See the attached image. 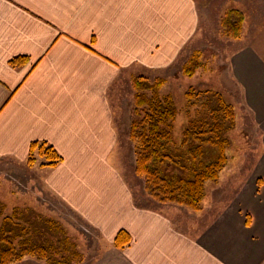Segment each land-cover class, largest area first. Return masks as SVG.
I'll use <instances>...</instances> for the list:
<instances>
[{
	"label": "crops",
	"instance_id": "1",
	"mask_svg": "<svg viewBox=\"0 0 264 264\" xmlns=\"http://www.w3.org/2000/svg\"><path fill=\"white\" fill-rule=\"evenodd\" d=\"M201 26L196 0H0V159L25 162L34 142L55 148L62 160L36 167L44 191L100 233L99 254L83 264H264V57L256 44L238 41L217 82L253 120L243 131L262 142L232 202L195 214L146 196L136 202L127 181L132 114L117 97L119 80L132 69L177 73L207 48ZM18 57L25 63L15 67ZM121 230L131 236L125 249L114 244Z\"/></svg>",
	"mask_w": 264,
	"mask_h": 264
},
{
	"label": "trees",
	"instance_id": "2",
	"mask_svg": "<svg viewBox=\"0 0 264 264\" xmlns=\"http://www.w3.org/2000/svg\"><path fill=\"white\" fill-rule=\"evenodd\" d=\"M244 14L229 8L220 21L225 37L240 40ZM13 66L25 63L14 58ZM200 51L182 68L185 78L193 79L205 69ZM164 78L149 82L134 79L135 111L130 139L135 146L136 174L145 182L149 197L161 204L184 206L193 212L203 210L208 182L218 183L227 163L230 144L227 133L236 129V110L220 91L190 86L184 93L186 120L180 135L176 123L180 110L173 94H164ZM208 151L216 156L209 162ZM62 160L47 142L31 144L27 162L43 167L55 166ZM131 243L128 232L121 230L114 244L125 249ZM32 258L44 264H81L83 256L72 238L58 221L34 214L31 208L15 207L11 211L0 203V264H15Z\"/></svg>",
	"mask_w": 264,
	"mask_h": 264
},
{
	"label": "rangeland",
	"instance_id": "3",
	"mask_svg": "<svg viewBox=\"0 0 264 264\" xmlns=\"http://www.w3.org/2000/svg\"><path fill=\"white\" fill-rule=\"evenodd\" d=\"M196 2L199 6L200 22L202 23L199 34L206 27L207 34L203 40L208 43L206 49L195 50L201 52L206 66L205 69L199 72V78L189 79L182 74V68L191 55L182 68L178 67L177 70L179 71L177 73L165 74V72H161L153 74L152 72L132 69L123 76V81L119 80L118 88L116 89L117 97L118 95L123 97V103L126 104L125 108L130 111L133 119L136 94L134 79L145 77L151 83L161 78L166 79L167 84L162 92L164 94H173L180 110V117L176 123V135L181 134L186 120L183 109L186 105L185 91L190 86L218 91L219 76L223 77L228 68V65L226 63L224 65L221 59L224 61L228 60L227 57L240 46L237 43L238 41L244 44H249L250 42L256 44L259 48V53L264 57V0H196ZM229 8H238L244 14L243 36L240 40L229 39L222 33L220 21L225 11ZM203 81L205 83H201ZM225 97L233 106L235 105V110L237 108L236 129L227 133V137L230 140L226 150L227 163L220 174L219 182L207 183L203 208L208 203L214 206L220 203L226 205L231 203L238 193L241 183L247 179L255 159L259 156L262 149L259 134H256V132L250 134L247 131H243L244 128L250 132L253 127V120L251 121L250 117L243 115V106L240 108L241 106L233 100L230 101L227 95ZM206 154L204 157L206 162L211 161L216 156L212 151H208ZM123 159L126 163L127 181L135 201L139 202L143 196H146L147 200L155 201L146 193L145 181L136 174L135 146L131 139L129 147L123 148ZM39 165L37 163L35 166L29 167L27 160L25 162H16L9 158L0 159V203L7 206L8 211L15 207L31 208L34 214H40L46 218L58 221L73 242L76 243L79 252L83 256V262H91L101 250L100 233L89 226L81 216L71 209L69 207L71 205L61 201L54 194L44 191L43 181L38 172ZM186 209L189 212H193L188 208ZM193 213L196 214V212ZM15 264H44V262L26 258L24 261Z\"/></svg>",
	"mask_w": 264,
	"mask_h": 264
}]
</instances>
